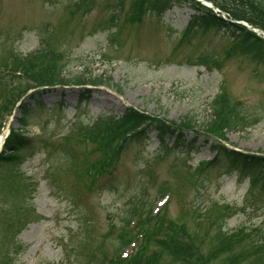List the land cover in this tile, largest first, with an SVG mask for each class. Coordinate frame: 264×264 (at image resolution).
I'll return each instance as SVG.
<instances>
[{
  "label": "rangeland",
  "instance_id": "1",
  "mask_svg": "<svg viewBox=\"0 0 264 264\" xmlns=\"http://www.w3.org/2000/svg\"><path fill=\"white\" fill-rule=\"evenodd\" d=\"M139 1L0 0V98L26 90L24 103L43 104L24 135L33 149L21 160L23 197L13 199L16 176L0 168V263L130 261L136 248L114 253L136 213L197 230L209 264H264V183L251 184L264 170L240 184L209 166L219 146L264 157V62L223 31L186 33L190 4L141 17ZM63 66L65 83L52 82ZM78 75L103 85L82 89L69 81ZM132 110L191 121L181 128L195 152L162 150L155 133L127 136L116 122ZM75 152L83 161L71 162ZM220 231L235 233V246L211 260ZM174 259L164 252L160 264Z\"/></svg>",
  "mask_w": 264,
  "mask_h": 264
},
{
  "label": "trees",
  "instance_id": "2",
  "mask_svg": "<svg viewBox=\"0 0 264 264\" xmlns=\"http://www.w3.org/2000/svg\"><path fill=\"white\" fill-rule=\"evenodd\" d=\"M212 2L217 8L225 12L232 20L244 21L253 27L261 28L264 30V0H206ZM191 5L195 9V14L192 15L186 33H193L199 29H213L223 31L229 34L232 41L237 42L252 50L253 57L256 60L264 62V39L255 33L249 31L246 27L225 21L220 15L214 13L213 10L203 6L201 3L195 0H140L138 5L143 17L144 15L154 14L159 18L174 5ZM35 56L33 55V58ZM2 65H0L1 68ZM67 66H63L61 70L53 75L54 83H65L63 73L66 71ZM17 68V67H16ZM13 72H19L17 69ZM72 83H85L87 82L82 76H75L69 80ZM2 83H4L2 81ZM8 86L17 84L14 81H7ZM94 84H102L99 80L92 82ZM26 90L23 92H14L4 96V99L0 98V111L3 110L2 104L7 101L11 108H13L22 98ZM36 100L34 105L28 103H22L19 107L20 116L16 118L19 128L12 129L8 139L6 140L3 150L0 153V168L6 169L8 173L16 176L13 185V199H20L23 197L22 189L25 185H20L19 182L24 179V173L20 171V165L23 160V151L27 149H33L32 139L25 138L24 135L28 130L33 127L32 116L38 109L42 110L41 104ZM51 110V109H50ZM63 110V109H62ZM11 111V110H10ZM10 111L0 114V133L4 127L6 117L10 114ZM226 117H228L225 114ZM229 118V117H228ZM108 121V118H101L92 128L99 130L100 127ZM119 123V124H118ZM173 123V122H172ZM169 124L166 121H161L154 118H149L139 112L131 111L124 116L123 120L116 122L118 127H126L127 136L142 137L146 135V139L152 133L157 134V137L161 143L162 150H180L189 156L195 152L192 143L185 141L184 131L186 127L190 125L191 121L182 119L179 123ZM111 124V123H109ZM108 124V125H109ZM113 124V123H112ZM147 124V128L142 131V128ZM217 127V126H215ZM244 125L241 130L246 129ZM227 128V127H226ZM218 129V128H216ZM147 131V132H146ZM185 134H183L182 132ZM146 132V134H144ZM212 151L216 154L214 160L209 163L211 167H218L225 170V176H232L239 174L241 178L239 183H243L246 179L250 178V173L257 172L260 168L264 170V157H253L249 155H243L228 150L224 146L214 147ZM34 152V150H33ZM71 159V162H81L82 157L78 152H75ZM75 159V160H74ZM251 179V178H250ZM258 182L264 183V172L258 173L251 179V184ZM23 182V181H22ZM264 188V184L262 185ZM26 189V188H25ZM10 210V209H9ZM8 210V211H9ZM132 212V211H130ZM134 213V212H133ZM144 216L134 213L131 215L127 224L123 227L124 234L120 235L118 239L122 242L117 247L115 255L119 252L122 254L129 248H136V254L128 261L126 258H120L118 261L112 257L110 264H160L163 257V253H168L175 258L174 260L178 264L179 260L181 264H192L195 261L196 264H209L210 260L207 256L201 254L197 247L195 240L197 239V230L187 231L184 224L176 223L174 221H168L160 216L147 215ZM20 222V221H19ZM263 238L258 241L262 243L264 240V229H261ZM22 232V228H17L15 236ZM241 234V233H239ZM235 233L219 232L217 238L218 243H222L220 247L214 249L212 253H209L211 260L217 259L221 254L229 252L235 245L230 239L235 237ZM245 235L240 238L243 239ZM155 246V247H152ZM125 254V253H124ZM141 256L150 257L145 261ZM117 258V257H116ZM177 259V260H176ZM235 262H238V258H235ZM233 260V257H232ZM0 264H9L6 260H1Z\"/></svg>",
  "mask_w": 264,
  "mask_h": 264
},
{
  "label": "water",
  "instance_id": "3",
  "mask_svg": "<svg viewBox=\"0 0 264 264\" xmlns=\"http://www.w3.org/2000/svg\"><path fill=\"white\" fill-rule=\"evenodd\" d=\"M202 3H204V4L207 5L208 7L212 8L215 12H219V13H221V15L223 16V18H224L225 20H228V19L226 18V15H225L224 13H222L218 8H216L212 3H210L209 5L207 4V2H204V1H202ZM228 21H229V20H228ZM247 27H248L249 30L254 31V32H256L257 34H260V35H263V36H264V31H262V30H255V29H253V28L250 27V26H247Z\"/></svg>",
  "mask_w": 264,
  "mask_h": 264
},
{
  "label": "bare ground",
  "instance_id": "4",
  "mask_svg": "<svg viewBox=\"0 0 264 264\" xmlns=\"http://www.w3.org/2000/svg\"><path fill=\"white\" fill-rule=\"evenodd\" d=\"M5 133H6L5 135H7V131H6ZM4 137H5V136H3L2 139H3Z\"/></svg>",
  "mask_w": 264,
  "mask_h": 264
}]
</instances>
